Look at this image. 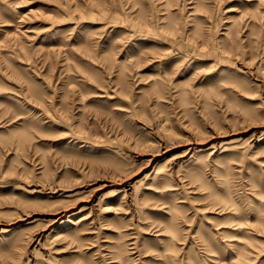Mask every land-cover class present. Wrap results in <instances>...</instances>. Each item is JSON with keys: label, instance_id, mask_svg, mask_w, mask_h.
Returning <instances> with one entry per match:
<instances>
[{"label": "rangeland", "instance_id": "rangeland-1", "mask_svg": "<svg viewBox=\"0 0 264 264\" xmlns=\"http://www.w3.org/2000/svg\"><path fill=\"white\" fill-rule=\"evenodd\" d=\"M0 264H264V0H0Z\"/></svg>", "mask_w": 264, "mask_h": 264}]
</instances>
